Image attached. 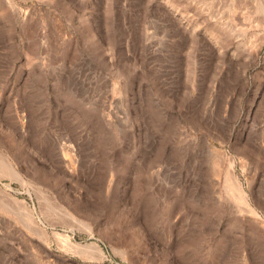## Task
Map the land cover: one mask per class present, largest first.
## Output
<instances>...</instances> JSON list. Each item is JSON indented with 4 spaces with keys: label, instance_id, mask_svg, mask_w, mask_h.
<instances>
[{
    "label": "rangeland",
    "instance_id": "rangeland-1",
    "mask_svg": "<svg viewBox=\"0 0 264 264\" xmlns=\"http://www.w3.org/2000/svg\"><path fill=\"white\" fill-rule=\"evenodd\" d=\"M263 9L0 0V264H264Z\"/></svg>",
    "mask_w": 264,
    "mask_h": 264
},
{
    "label": "bare ground",
    "instance_id": "bare-ground-1",
    "mask_svg": "<svg viewBox=\"0 0 264 264\" xmlns=\"http://www.w3.org/2000/svg\"><path fill=\"white\" fill-rule=\"evenodd\" d=\"M264 1V0H263ZM263 13H264V9H263ZM1 159V158H0ZM1 166H0V171H3V173L4 172H7V173H9L11 176H14L15 178L17 177L18 179H19V175H18V173L11 167V165H10V163L8 162V160L7 159H1ZM0 176H1V174H0ZM9 176V175H8ZM3 177V176H2ZM227 179V178H226ZM231 179V178H230ZM228 180V179H227ZM226 181V180H225ZM227 182V181H226ZM228 183V182H227ZM233 183V182H232ZM226 184V183H225ZM227 185V184H226ZM232 185V184H231ZM234 185H235V183H234ZM229 186V185H228ZM228 188V187H227ZM233 189V188H232ZM234 191H235V188L233 189ZM229 191V190H228ZM233 191V192H234ZM239 192V191H238ZM236 193V192H235ZM234 193V194H235ZM248 206V205H247ZM246 207V206H245ZM249 207V206H248ZM251 210H252V208H250ZM248 211H250V210H248ZM64 241H66V240H64ZM66 247H67V249H69V250H72V251H76V249H77V247L78 246H80V244L79 243H77V244H74V243H72V242H70V241H66V245H65Z\"/></svg>",
    "mask_w": 264,
    "mask_h": 264
}]
</instances>
